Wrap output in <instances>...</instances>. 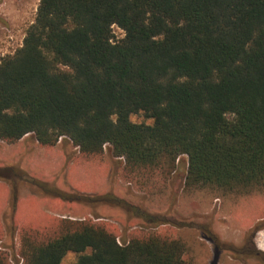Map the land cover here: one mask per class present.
Listing matches in <instances>:
<instances>
[{"label":"trees","instance_id":"1","mask_svg":"<svg viewBox=\"0 0 264 264\" xmlns=\"http://www.w3.org/2000/svg\"><path fill=\"white\" fill-rule=\"evenodd\" d=\"M29 135L86 156L109 146L134 180L168 182L185 156L186 190L264 188V0H39L22 45L0 58V141ZM117 238L109 225L61 219L20 250L24 264L67 253L75 264H183L180 240Z\"/></svg>","mask_w":264,"mask_h":264},{"label":"rangeland","instance_id":"2","mask_svg":"<svg viewBox=\"0 0 264 264\" xmlns=\"http://www.w3.org/2000/svg\"><path fill=\"white\" fill-rule=\"evenodd\" d=\"M38 3L0 0V58L22 45ZM123 35L113 27L115 40ZM130 120L152 124L142 115ZM108 147L86 156L67 139L52 147L40 146L31 135L14 144L0 141V251L5 264H24L22 238L51 232L61 219L109 225L119 242L141 232L180 240L183 264H263L257 252L264 254V188L249 195H222L209 187L186 190L185 156L168 182L159 174L135 181L136 175L127 178L124 159ZM75 262L76 255L67 253L60 264Z\"/></svg>","mask_w":264,"mask_h":264}]
</instances>
